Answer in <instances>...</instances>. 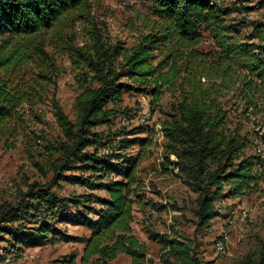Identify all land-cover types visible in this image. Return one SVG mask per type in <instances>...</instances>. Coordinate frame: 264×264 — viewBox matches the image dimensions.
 <instances>
[{"label":"trees","instance_id":"16d2710c","mask_svg":"<svg viewBox=\"0 0 264 264\" xmlns=\"http://www.w3.org/2000/svg\"><path fill=\"white\" fill-rule=\"evenodd\" d=\"M143 1L151 5L156 21L132 47L126 49L120 42L107 45L95 32L90 50L75 49L74 62L87 70L86 85L74 101L75 121L53 102L63 135L52 147L58 155L52 164L53 177L48 185L33 182L14 201L0 203V241L14 248H34L56 240L79 243L83 244L82 264H108L119 255L129 257L131 264H146V248L131 227L133 206L141 204L137 161L124 153L131 146L147 145L148 139L137 137L144 129L122 130L110 141L105 138L101 146L110 154L98 151L103 137L93 132L109 125L115 111L108 106L120 101L124 93L150 95L155 101L163 93L171 96L170 113L161 125L166 163L162 166L175 170L196 196L195 233L218 216L214 207L218 198L239 199L256 192L264 182V157L247 153L248 136L241 135L238 127L231 128L228 117L232 106L238 110L239 102L242 115L248 110L255 114L264 102L260 31L254 35L256 43L234 38L240 25H225L222 17L228 11L211 0ZM87 4L88 0H0V38L5 44L18 37L21 42L16 44L22 45L9 53L0 48V70L11 75L22 69L31 59L33 36ZM242 9L248 11L235 10ZM201 30L208 32L212 47H200ZM34 51L35 57L46 58L42 47ZM25 94L8 79H0V139L13 135V115L26 100ZM229 100L232 106L226 108ZM259 139L264 143V133ZM59 182L91 193L61 197L53 190ZM94 191H103L106 197ZM58 225L82 227L90 235H69ZM160 242L163 264H199L187 237H162ZM242 264H264V251Z\"/></svg>","mask_w":264,"mask_h":264},{"label":"rangeland","instance_id":"374dc122","mask_svg":"<svg viewBox=\"0 0 264 264\" xmlns=\"http://www.w3.org/2000/svg\"><path fill=\"white\" fill-rule=\"evenodd\" d=\"M211 2L222 11H228L222 17L225 25H240L236 28L237 33L233 34L234 38L256 43L258 40L254 35L259 30L264 40L262 0ZM87 5V8L67 15L52 29L34 35L28 54L31 59L22 69L11 75H8V71L0 70V79H8L11 85H16L21 92L25 91L27 96L13 115V135L0 139V203L14 201L19 192H25L27 185L33 182L48 185L53 177L52 164L58 155L52 147L63 140L53 102L74 122V101L83 85H86L84 74L87 70L74 62L75 49L82 48L84 52L90 50L95 32L107 45L120 42L129 49L141 36L149 33L152 23L156 21L151 5L143 0H88ZM236 8H246L248 11L242 9L236 12ZM241 19L244 23H241ZM200 35L204 40L200 47H212L208 32L201 30ZM16 38L5 44L0 38V48L7 53L15 48L20 49L22 45L16 43H20L21 38ZM36 46L42 47L46 58L43 55L35 57ZM171 102L168 93L160 95L157 101L150 95L124 93L120 101L108 106L115 111L109 125L93 129L103 137L96 148L104 154H110L108 148L101 146L105 138L110 141L122 130L127 132L142 128L144 132L137 134V137L148 139L145 147L134 145L124 152L137 161L135 176L140 181L137 193L141 196V204L133 206L131 227L132 234L146 248V264H163L160 260L163 253L161 238L181 235L192 242L199 264H242L247 259H257L264 251V182L259 184L256 192L239 198V202L222 196L218 198L214 202L218 216L195 233L192 210L196 196L175 170L169 166L163 170L162 166L166 163L163 161L165 140L161 125L167 120ZM260 103L255 114L249 110L246 115L239 114L244 110L242 102L238 103L236 110L229 100L226 108L232 106L228 115L230 127H238L241 135L248 136L250 146L247 153L261 157L264 143L259 137L264 133V102ZM58 185L53 190L61 197L91 193L83 187L65 182ZM93 193L106 197L103 191ZM57 227L73 236L90 235L82 227ZM82 249L83 244L59 240L34 248H14L0 241V264H67L71 260L72 264H82ZM108 264H131V261L129 257L119 255Z\"/></svg>","mask_w":264,"mask_h":264},{"label":"built area","instance_id":"2783aa9c","mask_svg":"<svg viewBox=\"0 0 264 264\" xmlns=\"http://www.w3.org/2000/svg\"><path fill=\"white\" fill-rule=\"evenodd\" d=\"M263 157H264V153H263ZM220 245H222V241H220ZM223 246V245H222ZM6 261H7V259H6Z\"/></svg>","mask_w":264,"mask_h":264},{"label":"crops","instance_id":"0c3cea01","mask_svg":"<svg viewBox=\"0 0 264 264\" xmlns=\"http://www.w3.org/2000/svg\"><path fill=\"white\" fill-rule=\"evenodd\" d=\"M241 201V200H240ZM236 202H239V199H237V201Z\"/></svg>","mask_w":264,"mask_h":264}]
</instances>
